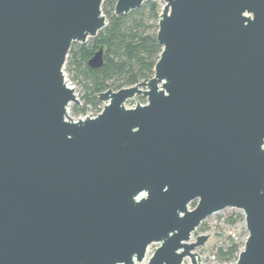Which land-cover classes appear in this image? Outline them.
<instances>
[{
  "label": "water",
  "instance_id": "obj_1",
  "mask_svg": "<svg viewBox=\"0 0 264 264\" xmlns=\"http://www.w3.org/2000/svg\"><path fill=\"white\" fill-rule=\"evenodd\" d=\"M164 1L153 75L73 119L62 68L103 0H0V264H199L191 233L224 208L248 233L235 264H264V0Z\"/></svg>",
  "mask_w": 264,
  "mask_h": 264
},
{
  "label": "trees",
  "instance_id": "obj_2",
  "mask_svg": "<svg viewBox=\"0 0 264 264\" xmlns=\"http://www.w3.org/2000/svg\"><path fill=\"white\" fill-rule=\"evenodd\" d=\"M115 3L116 0H103L101 10L106 16V25L86 43L73 42L67 53L69 65H75L78 61L86 63L84 77L88 82L90 95H85V101L94 108L99 104V92L110 87L118 90L150 78L161 51L156 40L161 11L159 4L155 0H146L127 14L116 16ZM100 46L104 48V63L101 67L92 69L87 61ZM139 101L144 103L145 98L140 96ZM85 110L83 107H73L75 113L86 112ZM191 205L195 206V201ZM236 218L243 219L244 216L241 213ZM236 218L229 217L228 224H234ZM240 250L239 244L230 241L225 249H220V255L237 259Z\"/></svg>",
  "mask_w": 264,
  "mask_h": 264
},
{
  "label": "rangeland",
  "instance_id": "obj_3",
  "mask_svg": "<svg viewBox=\"0 0 264 264\" xmlns=\"http://www.w3.org/2000/svg\"><path fill=\"white\" fill-rule=\"evenodd\" d=\"M155 1L159 4L160 9L165 3L164 0H155ZM87 41H85L84 43H86ZM75 43L81 44L78 42ZM67 57L68 56H66V60L63 65L62 72L66 83L68 84V86L74 89V93L79 100L78 104L71 103L68 106L67 112L71 118L78 119L86 112L78 111V113H75L73 111L74 106L78 107L79 109L83 107V109H86L85 111H89V110H94L100 106H103L104 103L99 101V104H97L95 108L88 103L86 104L85 95L86 94L90 95L89 85L84 77L86 73L85 71L86 63L84 64L78 61L75 65H69ZM140 96L141 95H138L134 97L131 101H128L126 103V106L131 107L136 104V101L140 102L139 101ZM189 207L193 208L194 206L189 204ZM241 213L242 211L239 209L224 208L223 210H220L216 213L207 216L204 220H202V222L199 224L196 230L191 233L190 242L195 241L196 237L199 235L209 236L207 241L204 243V245L199 246L194 250V252H196L197 255L200 257L199 264H235L236 259L227 258L226 256L225 257L221 256L220 249H225V247L228 245L230 241H234L235 243L240 245L241 249L243 248V244H244L243 242L245 241L248 233L245 228L244 218L243 219L236 218V215ZM229 217L236 218L237 219L236 222L231 225L228 224L227 219ZM157 246H159L158 243H153L149 246L147 250V254L144 260L142 261V263L147 262L148 258L151 256V254L153 253L154 249ZM184 260H185L184 264H189L188 258H185Z\"/></svg>",
  "mask_w": 264,
  "mask_h": 264
},
{
  "label": "built area",
  "instance_id": "obj_4",
  "mask_svg": "<svg viewBox=\"0 0 264 264\" xmlns=\"http://www.w3.org/2000/svg\"><path fill=\"white\" fill-rule=\"evenodd\" d=\"M102 108H103V106H100L94 110L86 111V113L84 115L80 116L79 118H84L85 116H92L93 117V116L97 115L101 111Z\"/></svg>",
  "mask_w": 264,
  "mask_h": 264
}]
</instances>
